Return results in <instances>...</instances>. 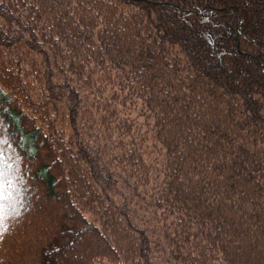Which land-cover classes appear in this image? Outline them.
<instances>
[{"label": "trees", "instance_id": "obj_1", "mask_svg": "<svg viewBox=\"0 0 264 264\" xmlns=\"http://www.w3.org/2000/svg\"><path fill=\"white\" fill-rule=\"evenodd\" d=\"M0 174V264H264V0H0Z\"/></svg>", "mask_w": 264, "mask_h": 264}, {"label": "snow or ice", "instance_id": "obj_2", "mask_svg": "<svg viewBox=\"0 0 264 264\" xmlns=\"http://www.w3.org/2000/svg\"><path fill=\"white\" fill-rule=\"evenodd\" d=\"M10 186V185H9ZM6 199V197L3 194V180H2V174H0V229L3 228V221H4V211H3V201Z\"/></svg>", "mask_w": 264, "mask_h": 264}]
</instances>
